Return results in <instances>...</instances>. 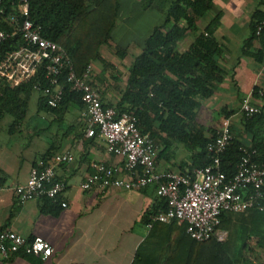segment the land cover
Segmentation results:
<instances>
[{
	"label": "trees",
	"instance_id": "obj_1",
	"mask_svg": "<svg viewBox=\"0 0 264 264\" xmlns=\"http://www.w3.org/2000/svg\"><path fill=\"white\" fill-rule=\"evenodd\" d=\"M143 2L145 8L160 12L162 21L139 43L141 50L128 67L126 86L120 101L115 106L107 103L104 105L136 116L140 131L150 133L158 146L157 161L174 144L188 151L193 162L180 171H192L195 167L210 162L207 144L215 130L207 129L196 121V109L199 100L213 95L216 82L224 76L219 65L224 47L215 36L221 25L223 11L216 7L215 0ZM121 6L122 0H29V18L41 27L45 38L66 51L73 70L81 75L86 67L96 62H102L110 70L115 69L114 65L102 59L99 49L109 43ZM200 19H206V26L189 47L180 53L179 42L188 31L198 29L197 22ZM262 21L264 0H258L248 21L249 35L240 48L242 55L250 56L258 63L264 60V25L261 32L256 34L257 26ZM254 41L260 44L256 50H252ZM19 44L20 39L14 38L0 45V57ZM126 54L127 47L116 46V55L120 59L125 58ZM110 75L117 80L115 73L111 72ZM59 82L63 87L61 103L57 107H50L45 98L41 97L39 111L58 115L69 105H82L81 93L70 90L64 74ZM34 91L30 83L13 88L5 87L0 97V118L9 114L14 122H21L28 107L23 95L29 96ZM260 92L255 87L252 93L259 97ZM224 116L229 117L230 114L225 113ZM253 120L264 122V117L255 115L250 119H243L246 125ZM206 132L212 133L208 136ZM241 144L235 137L221 155V166L228 177L236 171ZM251 146L259 151L260 158L263 159L264 142L256 140ZM51 155V152H47L42 157ZM154 188L156 191V187ZM165 208V200L161 199L156 208L145 213L144 221L149 222L150 217ZM178 222L176 219L165 223L153 222L152 233L138 248L132 264H201V261L203 264H256L243 254L245 238L248 236L256 238L257 246L264 249V211L258 209L237 213L223 212L221 227L228 231V238L223 242L215 239L198 242L187 234L185 223ZM160 223L166 224L169 229L175 228L172 233H177L178 236L173 237L167 245L156 234ZM229 238L234 241L231 247L227 245Z\"/></svg>",
	"mask_w": 264,
	"mask_h": 264
},
{
	"label": "crops",
	"instance_id": "obj_2",
	"mask_svg": "<svg viewBox=\"0 0 264 264\" xmlns=\"http://www.w3.org/2000/svg\"><path fill=\"white\" fill-rule=\"evenodd\" d=\"M257 3L258 0H240L237 9L232 12L216 6L223 11L215 36L224 47L219 59L224 76L216 82L213 95L199 100L196 109V121L211 130L217 127L225 113H229L235 137L250 145L256 140L264 142V122L255 119L246 125L238 115V109L244 98H258L252 93L255 87L264 92V60L258 63L254 58L242 55L240 48L249 35L247 25ZM122 11L125 14V6ZM162 18V14L153 9L146 28L147 36L154 26L161 23ZM197 24L198 29L188 31L179 42L180 53L204 29L206 19H200ZM116 28L117 23L114 30ZM113 32L109 43L102 45L99 53L106 63L114 65L116 69L113 53L122 63L129 52H133L130 65L141 49L139 44H135L137 38L134 37L133 42L128 41L124 34V38L119 36L114 39ZM116 46L127 47L125 58L120 59L116 55ZM259 46V42L254 41L252 50ZM92 66L94 85L100 89L102 101L115 106L121 99L127 76L124 83L119 77L117 80L113 78L109 86V83L99 81L103 82L107 74L116 72L115 69L110 70L103 64L101 68L95 64ZM32 96L36 102L35 113L29 109ZM23 97L28 103L25 117L16 123L8 114V132L0 133V231L10 229L28 239L41 237L53 246L54 251L46 259L21 252L9 258L0 255V264H132L138 248L152 233V226L147 228L144 218L145 213L156 208L162 199L156 194L155 186L139 190L110 188L104 192L83 190L80 185L93 172L90 166L92 162L116 165L122 159L106 152L103 139L86 135V125L80 117L82 105H69L62 113L55 115L38 110L39 100L43 97L40 93L34 91ZM211 133L206 132V135L210 136ZM61 151H69L74 157L72 162L61 164L56 169L57 178L66 183L65 192L57 200L40 197L18 202L13 187L26 181L31 168L43 155ZM189 154L174 144L160 156L158 168L172 171L188 168L193 162ZM63 202L67 203L66 207L62 206ZM157 231V236L164 240L165 245L173 237H178L177 233H172L175 228L169 229L166 224L160 223ZM200 263L203 264V261Z\"/></svg>",
	"mask_w": 264,
	"mask_h": 264
},
{
	"label": "built area",
	"instance_id": "obj_3",
	"mask_svg": "<svg viewBox=\"0 0 264 264\" xmlns=\"http://www.w3.org/2000/svg\"><path fill=\"white\" fill-rule=\"evenodd\" d=\"M263 25L264 21L257 26V35ZM14 38H19L20 44L0 57V97L5 87L30 83L48 106L57 107L63 97L59 80L64 74L70 90L81 93L80 117L85 122L86 135L100 137L106 152L122 159L116 165L92 162L93 172L80 185L83 190H139L154 185L166 208L150 217L146 227L151 228L155 221L176 219L185 223L187 234L198 242L227 239L228 231L221 227L223 212L264 211V158H260L259 151L242 143L235 173L228 177L222 169L221 155L235 139L231 116L222 117L214 129L215 134L207 144L209 163L185 172L159 169L158 146L150 133L140 131L133 113L104 105L100 89L93 84V66L86 67L81 75L75 73L66 51L45 38L41 27L29 18V0H0V45ZM238 115L243 119L264 117V93L260 92L256 100L244 98ZM73 160L69 151L39 158L26 181L13 187L16 200L20 203L40 197L57 200L65 192L66 183L57 178L56 169ZM53 251V246L41 237L28 239L10 229L0 231L3 258L21 252L46 259Z\"/></svg>",
	"mask_w": 264,
	"mask_h": 264
},
{
	"label": "rangeland",
	"instance_id": "obj_4",
	"mask_svg": "<svg viewBox=\"0 0 264 264\" xmlns=\"http://www.w3.org/2000/svg\"><path fill=\"white\" fill-rule=\"evenodd\" d=\"M240 0H215L216 6H219L221 8H225L226 10H229L232 12L233 10L237 9V5L239 4ZM125 3V4H124ZM124 6L126 8L125 14L122 11V8L124 9ZM122 11V12H121ZM153 12V9H147L144 6L143 0H125L122 3L121 9H120V14L117 18V28L113 32V37L114 39H118L119 36H122L125 34L126 35V40L128 41H134L136 39V45L141 43V41L147 36L148 31H147V25H148V20L150 18L151 13ZM123 28L121 29V27ZM121 29V30H120ZM121 32V33H120ZM135 37V38H134ZM129 56L127 59L122 61V63L117 61V58L115 57V53H113L112 57H114V61L116 62V69L113 72L117 77H119L124 83L125 77L127 76L128 72V64L130 61V57L132 56L133 52H129ZM116 58V59H115ZM97 68H101L102 64L101 62H96L95 63ZM109 71V70H108ZM110 73V72H109ZM107 78L102 81H99L100 83H109V86L112 85L114 81L113 77L110 74H107ZM105 85V84H104ZM121 85V84H120ZM30 111L35 113L36 109V102L34 96H32L30 100V105H29ZM10 122V116L8 114H4L0 118V133L1 134H7L8 129L7 125ZM184 150V149H183ZM188 155V153H187ZM190 155V154H189ZM228 238V237H227ZM233 239L227 240V245L229 247L233 246ZM206 246V245H204ZM211 251H214L212 247H210ZM243 254L244 256L249 259L251 262L256 263V264H264V249L257 246L256 244V238L252 236H248L245 238V246L243 247Z\"/></svg>",
	"mask_w": 264,
	"mask_h": 264
}]
</instances>
